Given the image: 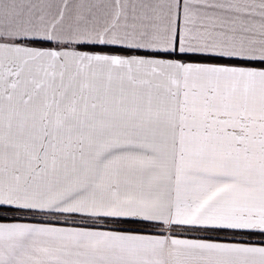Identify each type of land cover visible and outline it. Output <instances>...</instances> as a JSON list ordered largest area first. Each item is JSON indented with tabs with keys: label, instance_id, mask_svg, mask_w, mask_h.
<instances>
[{
	"label": "snow or ice",
	"instance_id": "1",
	"mask_svg": "<svg viewBox=\"0 0 264 264\" xmlns=\"http://www.w3.org/2000/svg\"><path fill=\"white\" fill-rule=\"evenodd\" d=\"M0 264H264V0H0Z\"/></svg>",
	"mask_w": 264,
	"mask_h": 264
}]
</instances>
